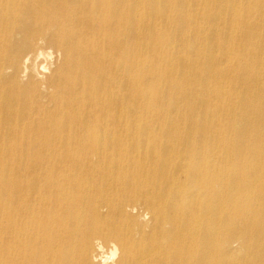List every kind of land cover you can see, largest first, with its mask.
Wrapping results in <instances>:
<instances>
[{"label":"bare ground","instance_id":"6f19581e","mask_svg":"<svg viewBox=\"0 0 264 264\" xmlns=\"http://www.w3.org/2000/svg\"><path fill=\"white\" fill-rule=\"evenodd\" d=\"M11 23L0 264H264V0H0Z\"/></svg>","mask_w":264,"mask_h":264},{"label":"rangeland","instance_id":"374dc122","mask_svg":"<svg viewBox=\"0 0 264 264\" xmlns=\"http://www.w3.org/2000/svg\"><path fill=\"white\" fill-rule=\"evenodd\" d=\"M158 25L160 26L161 23L158 22ZM17 36V27L12 23L0 28V41H10L11 38H16ZM55 66L58 67L59 64L56 63Z\"/></svg>","mask_w":264,"mask_h":264}]
</instances>
